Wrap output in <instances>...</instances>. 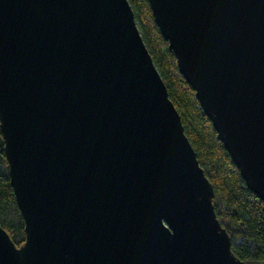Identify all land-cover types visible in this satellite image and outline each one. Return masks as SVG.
I'll return each mask as SVG.
<instances>
[{
	"label": "water",
	"instance_id": "obj_1",
	"mask_svg": "<svg viewBox=\"0 0 264 264\" xmlns=\"http://www.w3.org/2000/svg\"><path fill=\"white\" fill-rule=\"evenodd\" d=\"M147 1L264 209V0ZM0 131V264H244L128 0H0Z\"/></svg>",
	"mask_w": 264,
	"mask_h": 264
},
{
	"label": "trees",
	"instance_id": "obj_2",
	"mask_svg": "<svg viewBox=\"0 0 264 264\" xmlns=\"http://www.w3.org/2000/svg\"><path fill=\"white\" fill-rule=\"evenodd\" d=\"M140 34L160 73L169 99L178 111L184 133L196 152L198 163L213 186L212 204L227 231L232 252L244 264H264V209L250 191L217 139L194 91L179 73L176 59L154 23L147 0H128ZM0 225L16 246L24 241L23 219L9 182L0 131Z\"/></svg>",
	"mask_w": 264,
	"mask_h": 264
},
{
	"label": "rangeland",
	"instance_id": "obj_3",
	"mask_svg": "<svg viewBox=\"0 0 264 264\" xmlns=\"http://www.w3.org/2000/svg\"><path fill=\"white\" fill-rule=\"evenodd\" d=\"M137 22V21H136Z\"/></svg>",
	"mask_w": 264,
	"mask_h": 264
}]
</instances>
